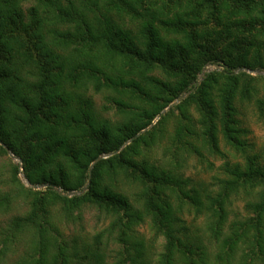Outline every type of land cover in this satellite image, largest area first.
Here are the masks:
<instances>
[{
  "label": "trees",
  "instance_id": "16d2710c",
  "mask_svg": "<svg viewBox=\"0 0 264 264\" xmlns=\"http://www.w3.org/2000/svg\"><path fill=\"white\" fill-rule=\"evenodd\" d=\"M245 69L264 71V0H0V142L18 157L0 162V214L27 208L0 226V264H264V160L240 118L252 100L264 117V74ZM221 141L242 157L224 177L183 176ZM240 191L246 214L229 221ZM83 208L110 220L65 239L56 221Z\"/></svg>",
  "mask_w": 264,
  "mask_h": 264
},
{
  "label": "rangeland",
  "instance_id": "374dc122",
  "mask_svg": "<svg viewBox=\"0 0 264 264\" xmlns=\"http://www.w3.org/2000/svg\"><path fill=\"white\" fill-rule=\"evenodd\" d=\"M204 68H205V72H207V71L214 69L215 66L207 65ZM245 70H248V69H245ZM253 70H256V69H253ZM198 79H199V75H198ZM94 100H95L96 107L101 106L103 102L106 104L107 109H106V112H103L104 115L108 116L110 119L116 116L115 108L113 104L111 105L108 104V102H106L103 99V94L101 93L94 94ZM253 103L254 102L252 100L242 105L240 109L241 111L240 118L242 120V125L246 128L245 137H246L247 142L249 143L247 147H250L251 153L258 154L260 156V159L264 160V117L260 118L257 116L256 109ZM173 105H171L170 107H172ZM167 109H165L163 112H165ZM157 117L158 116H156L153 119L152 123H155ZM167 130L169 131V133H172L173 126L171 123V119L167 123ZM165 144H167L166 135L161 137L160 140H158L156 145L153 147V159L154 160H159L160 162H164L166 158L171 157L169 152L165 151ZM224 145H225L224 142L221 141L220 148L222 152L224 153V155L213 154L206 150H202L203 152L202 157H198L196 153H193L192 155L190 154L187 157L188 163L185 166L183 165V168H182L183 176L189 177L192 182L202 180L206 184L207 183L213 184L214 182H216V180L213 178L214 176L224 177L225 176L224 175L225 172L223 170L224 162L226 161L234 162V161L242 160V157L239 155L238 152H235V150H231L230 146L228 145L224 146ZM163 152L165 154H163ZM8 157H9L8 154L7 156L5 155L0 156V162L1 161L6 162ZM10 160L13 163H15L11 158ZM18 176H19L20 181L25 186L31 187L30 185L26 184L25 181L22 179V173H20ZM2 178L5 180L7 177L4 175L2 176ZM0 188H4V187L0 185ZM31 188L32 189H42L44 188V186L39 185L36 188H33V187ZM243 198H244V195L241 194V191L239 192V194L235 195L232 198L231 204L229 206V214H228L229 221L233 219H237V218H242L246 214V210L244 208L245 199ZM13 206L15 208L9 209L6 212H3L0 214V226H5L6 220L10 218L12 214H15V213L20 214L26 211L27 209L26 206L22 204L21 201H17L16 203H14ZM80 213H81V218L80 217L75 218L74 220L69 219L67 222H61V223L56 221L58 225L60 226L61 230H63V236L65 237V239L67 240L70 239L72 235L74 236L75 235H80V236L92 235L93 233L99 231V229L105 227L107 222L110 220L108 215H106L103 212H99L94 208H83L82 211L80 210ZM73 214L74 215L77 214V211L75 210ZM191 218L192 216H189L188 218L186 217V221L189 222ZM196 223L200 225L201 224L200 219H198ZM138 231L142 232L144 236L147 238L151 237V232L148 228L147 223H143L139 225ZM162 241L163 240L160 237L153 242V247H152L153 254H155L161 249ZM216 244H217L216 242L212 241L211 245L208 247L209 251L212 252L213 254L216 253ZM23 249H24V245L19 246L18 249L16 250V253H13L8 256L7 262L8 263L12 262L14 258L16 257V255H18L21 251H23ZM247 259H249V257ZM255 261H257V259H255Z\"/></svg>",
  "mask_w": 264,
  "mask_h": 264
},
{
  "label": "water",
  "instance_id": "95a60500",
  "mask_svg": "<svg viewBox=\"0 0 264 264\" xmlns=\"http://www.w3.org/2000/svg\"><path fill=\"white\" fill-rule=\"evenodd\" d=\"M207 66V65H206ZM248 72H251V73H253V74H264V72L263 71H261V70H258V69H256V70H247ZM205 73V68H203L202 70H201V72L199 73V79H197V82H200L201 81V79H202V77H203V74ZM202 75V76H201ZM188 94V91H185V92H183V93H181L178 97H176L167 107H166V109L167 108H169L171 105H173V104H175V103H177V102H179L182 98H184L186 95ZM0 144L3 146V148L5 149V151L7 152V154H8V156L15 162V163H17L18 162V157L17 156H15L9 149H8V147L7 146H5L2 142H0ZM99 159V157H97L96 159H95V161L96 160H98ZM93 164V163H92ZM22 179L25 181V183L26 184H28V185H30L31 187H33V188H36V187H38L39 185H36V184H31V183H29V181L25 178V176H24V174L22 173ZM44 186V185H43ZM56 189L59 191L60 189L58 188V187H56ZM79 192L78 191H71V192H65V194H68V195H71V194H78Z\"/></svg>",
  "mask_w": 264,
  "mask_h": 264
}]
</instances>
